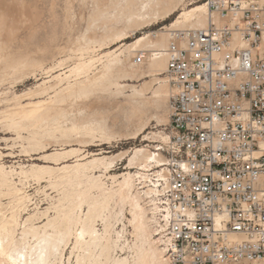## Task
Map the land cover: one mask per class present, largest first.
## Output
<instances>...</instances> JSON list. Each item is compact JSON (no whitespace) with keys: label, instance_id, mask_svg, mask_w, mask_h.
Wrapping results in <instances>:
<instances>
[{"label":"rangeland","instance_id":"374dc122","mask_svg":"<svg viewBox=\"0 0 264 264\" xmlns=\"http://www.w3.org/2000/svg\"><path fill=\"white\" fill-rule=\"evenodd\" d=\"M205 2L206 0H185L173 16L165 20H155L147 27L134 28L126 26L124 21H116L118 11H108L112 0H0V15L7 17L9 26L12 25L13 20H16L13 25L17 29L5 28L4 34L8 43L11 42L10 45L15 51L20 50V54H28L38 62L37 67L27 64L19 72L7 75L6 81L0 86V113L10 108H17L19 105L45 102V106L37 109L40 114L58 110L61 115L59 119L47 122L40 129L11 127L8 123H4L1 117L3 113L0 115V164L7 171L11 168L15 170L13 179L17 187L22 190L20 194L22 200L19 202H14L10 198L3 200V214L10 215L11 207L18 206L17 209H22L20 222L23 224L30 216L35 214L40 217V213L46 208L58 205V200L63 199L65 193L76 187L90 190L92 198L101 195L99 190L106 192L118 190L119 183L128 172L134 175L136 184L134 194L142 192L137 176L144 172L139 168L129 170L130 158L136 150H144L155 152L166 160L167 154L162 148L169 140L167 138H169L171 90L166 72L162 76H154L149 73L152 60L137 65L135 59L142 52L153 53L154 49L147 47L146 44L154 38V35L168 34L175 29H189L188 22L179 18L184 12ZM106 11L109 12L108 18L100 16ZM178 20L181 23L177 27H172ZM9 38L12 40L10 41ZM143 38H146V41L135 46ZM80 64L86 65L87 68L73 71ZM107 65H112L115 69H126L130 76L120 80V85L123 87L120 94L117 95L116 88L112 87L110 93L105 95L107 97L105 109L97 105L91 109L88 106L89 102L96 101L102 93L94 88L88 96H81L80 90L86 85L85 81L102 72ZM142 73L144 75L141 76ZM161 87L165 88L166 93L157 92ZM72 95H75V99ZM114 99L120 102L114 105ZM134 109L140 110L137 111L135 118H133ZM115 118L118 119L116 123L113 121ZM22 123H25L23 127L29 125L27 121ZM74 127L77 129L73 130ZM28 132H36L37 135L39 133L37 137L43 138L50 145L38 155L30 157L31 154L27 153L30 150L29 144L23 140V137H29ZM74 150L77 153L71 155L69 152ZM59 156L61 157L58 158ZM95 159L104 160L103 164L100 163L99 167L96 164L98 169L94 167L95 165H93L95 169L90 166L87 175L101 176L102 187L90 183L88 186L81 185V188L75 185L76 182L74 184L71 182L75 185L74 188L73 185L70 186L71 183L68 182L66 175L70 176L73 169L68 171L61 169L67 165L74 167L79 162L85 164ZM151 165L153 173L157 170V163L153 162ZM32 166L53 168L54 187L50 185L48 178L38 183L30 171ZM22 167L25 172L28 171V178L18 175ZM141 197L142 204L147 210L149 231L155 236L152 243L162 250L155 234V220L152 218L151 206L145 202L147 200L144 196ZM23 206H27L28 209L22 208ZM85 209L87 211V207ZM49 215H54V210H51ZM101 215L102 217L97 218V229L100 233H104L106 223L103 219H108L111 237L117 245L111 252L112 260L127 259V264H141L143 257L141 253L149 246L142 241L135 230L136 223L133 221L131 205L121 203L116 198L101 211ZM46 222V218H41L35 223L36 226H43ZM22 230L23 225L17 230V239L21 238ZM70 246L71 244L64 249L62 264L76 262L75 256L70 255L72 249ZM163 257H165L164 253ZM112 260L105 264H112ZM166 263L168 264L167 260ZM0 264H6L2 257Z\"/></svg>","mask_w":264,"mask_h":264},{"label":"built area","instance_id":"2783aa9c","mask_svg":"<svg viewBox=\"0 0 264 264\" xmlns=\"http://www.w3.org/2000/svg\"><path fill=\"white\" fill-rule=\"evenodd\" d=\"M205 5L135 59L163 55L171 90L166 161L137 182L168 264H264V0Z\"/></svg>","mask_w":264,"mask_h":264},{"label":"bare ground","instance_id":"6f19581e","mask_svg":"<svg viewBox=\"0 0 264 264\" xmlns=\"http://www.w3.org/2000/svg\"><path fill=\"white\" fill-rule=\"evenodd\" d=\"M184 1L185 0H112L111 6L109 5L110 8H105L108 9V11H118L119 14L116 20L117 22L124 21L128 27L139 28L143 26L147 27L155 20H165L170 16H173L179 10L180 6L183 5ZM103 4L105 3L103 2ZM108 11L101 13L100 16H107V14H109ZM98 12L101 11L98 10ZM9 17L10 16H8V18ZM106 18H108V16ZM179 19H183L188 22V27H190L189 29H205L209 25V13L207 6L205 4L198 5L196 8L188 12H184ZM13 21L12 25L16 20L14 22ZM216 21L219 22L217 18ZM180 23L181 22L178 20L172 25V27H177V25ZM7 25V17L5 15H0V86H2L4 81H6L7 75L19 72V70L24 68L27 64H30L32 67H37L38 65L37 60L31 58L28 54H20V50L15 51L14 47L10 45L11 42L10 44L8 43L4 34L5 28L15 29L16 27H14V25L12 26L11 24V26ZM13 32L14 30L12 33ZM9 39L10 41L12 40V38ZM125 39L127 38H124V40ZM144 41H146V38L139 40L135 46L141 45L144 43ZM169 41L170 33H164L161 35L157 34L154 35V38L148 41V44L146 45H148L147 47L154 49L152 50L154 53L155 51L164 50L168 46ZM150 60H152V62L150 63L149 73L153 74L154 76H162L166 72L167 68L166 58L161 55L160 57H153ZM86 68V65L80 64L79 66L75 67L73 71L85 70ZM142 75L144 74L142 73L141 76ZM127 76H130V74L126 69H115L112 65H107L104 67L102 72L95 74L93 77L84 82L86 85L80 90L81 96H88L92 93L93 89L96 88L97 91L102 93V96H98L94 102H89L88 106L91 109L96 107V105L99 107H104L106 104L105 101L107 100L105 95L110 93L112 87L116 88L117 95L120 94V91L123 88L120 85V80ZM157 92L166 93V90L164 87H161ZM74 96L75 95H72V97L75 99ZM119 102L120 101L118 99H114V105H117ZM42 106H45V102L31 103L26 106L19 105L17 108L13 109L9 107L11 110L6 109L7 111L5 110L6 112H2L3 116L1 117H3L4 123H8L11 127L14 126L23 129H29L30 127L34 129H40L43 128V125H45L47 122L56 121L61 117L58 110L40 114L37 109ZM62 111L63 110H61V112ZM137 111L140 112V110L134 109L133 118L136 117ZM2 113H0V115ZM23 121H27V123H29V125H27L28 127H23L25 124L22 123ZM113 121L116 123L118 119L115 118ZM74 129L76 130L77 128L74 127L73 130ZM36 132H28V134L30 133V135H28L29 137H23V140H26L29 144L30 150L26 151L27 153L31 154H28L30 157L38 155L40 151L42 152V150H45V148L50 145L47 144L43 138L39 139V137H37L39 133L37 135ZM45 138L46 137L44 135V139ZM69 153L73 155L77 153V151L74 150ZM84 158H86V156ZM58 161L59 160H57V162ZM103 161L100 159H95L85 164H80L79 162L75 164L74 167H68L69 165H67V167L65 166L61 170L68 171V169H73V172L71 171L70 176L66 174L65 175L67 176L68 182H73V184L76 182L75 185L78 187H81V185L88 186L90 183H93L96 187L101 188V176H89L87 175V170L90 166L93 167V165H95L94 167L96 168V164H98L99 167V164H103ZM165 161L166 160L164 158H161L158 154L156 155L155 152L136 150L134 155L130 158L128 169L134 170L135 168H139V170L143 171L144 173H139L138 175H141L147 182L151 175L149 172L153 171V169H151V164L156 162V168H159L164 166L163 163ZM20 165L21 164H19V166ZM109 167L110 165L108 168ZM30 171L38 183L48 178L50 185L54 187V181L52 182V177L54 176L55 170L53 168L32 166L30 167ZM14 174L15 170L11 168L10 171H7L5 167L0 164V257L3 258V261H5L6 264H62L64 249H66L69 244H71L70 247H72L70 255H74L76 258L75 264H105L111 261V252L117 245L111 237L109 226L107 224L108 219H103V221L106 223L104 233L99 232L96 223L97 218H100L103 215H101V211L107 207L110 201H113L116 198H118L121 203H129L131 205L133 221L136 223L135 230L139 233L142 241L149 246L147 249H144L143 253H141L143 256L141 264H167L166 259H164L165 257H163V251L156 248L152 243L155 236L149 231L147 210L142 204L141 195L145 197V200H148V198L151 197V192L147 190L143 193L137 192L134 194L136 184L134 175L131 172H128L123 176V180L119 183L118 190H111L108 192H106V190H99L101 195H98L97 197L92 198L90 195V190L78 189L77 187V189L75 188L67 194L65 193L67 190H65V196L62 197L63 199L58 200V205L52 206L48 209L46 208L44 212L40 213V217L36 216L35 214L30 217L28 216L29 218H27L26 221L23 220V224L20 222V218H22V209H17L18 206L16 208L13 203V207L10 209V215L7 216L6 214L2 213V208L4 207L3 200L9 198L14 202H19L22 200V198H20L22 190L17 187L18 185L13 179ZM18 175L28 178V171L25 172L24 168L22 167ZM73 184L71 183L70 186ZM75 185H73V188ZM28 197L26 196V202H28ZM31 201L32 200H30V203ZM64 202L66 203L64 204ZM145 202L149 204L148 201ZM39 204H41V202H39ZM149 205L151 206L150 210L152 218L155 220L154 209L152 204ZM25 207L27 208V206ZM25 207L23 206L22 208ZM86 207L87 211L85 209ZM51 210H54V215L52 216L49 215ZM41 218H46L47 222L43 226H36L35 222ZM21 225H23L21 238L17 239V230L19 227H21ZM112 261V264H127V259H113Z\"/></svg>","mask_w":264,"mask_h":264}]
</instances>
